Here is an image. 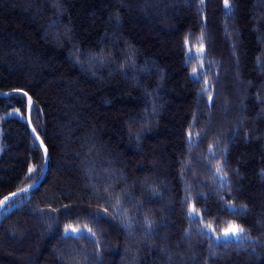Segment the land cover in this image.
<instances>
[{
    "label": "trees",
    "instance_id": "obj_1",
    "mask_svg": "<svg viewBox=\"0 0 264 264\" xmlns=\"http://www.w3.org/2000/svg\"><path fill=\"white\" fill-rule=\"evenodd\" d=\"M229 4L226 16L224 0H0V91L32 98L31 124L49 157L39 185L0 213V244L20 258L1 252L0 264H264V0ZM101 50L106 62L90 63ZM21 97L0 96V197L33 182L42 164ZM218 166L226 191L216 190ZM93 167L99 181L86 178ZM105 180L134 197L125 205L138 212L132 235L119 220L89 216L114 215ZM145 180L158 196L145 197ZM221 200L247 211L221 210ZM209 223L238 224L249 239L216 243L200 234ZM69 224L95 239L62 238Z\"/></svg>",
    "mask_w": 264,
    "mask_h": 264
},
{
    "label": "snow or ice",
    "instance_id": "obj_2",
    "mask_svg": "<svg viewBox=\"0 0 264 264\" xmlns=\"http://www.w3.org/2000/svg\"><path fill=\"white\" fill-rule=\"evenodd\" d=\"M200 2H201V4H203L204 0H200ZM224 6H225V10H226L225 15L226 16L231 15L232 8H231V5L229 4V0H224ZM262 19H264V18H262ZM225 31L227 34V29ZM187 43H188V41H185V44H187ZM132 51L133 50L129 49V52H132ZM102 53H103V50H101L100 55L89 54L90 63H105L106 58L103 56ZM75 54L76 55H83V53H81L79 49L75 50ZM197 54H201V55L205 54V49L203 46H201L199 49H197ZM194 58H195V56L191 51L186 53V63L190 62ZM257 66L264 68V56L258 58ZM202 68H203V65L201 64V69ZM210 68H211V65L209 66V70H210ZM200 74L201 73L198 72L197 68H193L192 73L190 74V79H192L194 82H199ZM218 79L219 78L217 77V80ZM208 88H209V82L207 80H205L204 81V87L198 93V96H200L202 98L204 93L208 90ZM23 96H28V94L26 92H24ZM23 96L21 97V100L23 99ZM208 99H209L208 107L211 108L213 106L214 97L210 94ZM258 100L260 102L264 103V96L258 97ZM28 107H29V112H31L32 110L35 109V105H34L31 97H28ZM197 119H198V116H194L193 126H195ZM33 132H36L35 128H33ZM235 134H236V132H235V130H233V136ZM140 135H141V133H136L137 140H139ZM199 135L205 136L206 132H201ZM35 139L39 140L40 139L39 135H37L35 137ZM217 139H220V138L217 137ZM186 142L189 144L193 143V137H192L191 132L188 133V140ZM40 146L44 148L45 160L49 159L48 149H47V147H44L43 141H41ZM211 147L212 146H210V148ZM224 151H225L224 149H220L221 154H223ZM212 157L215 158V153H212ZM181 163H183V161H181ZM209 163H210V161H209ZM223 164H227L226 159L223 161ZM44 167H45L44 164L40 165V167H39L40 174H43ZM34 171H36L35 168L29 167V169H28L29 174H32ZM89 171H91L92 174H91V176H88L86 174V178L97 179L99 181V177L97 176L95 168L93 167V169H90ZM222 172H224L223 166H218L216 168V172L214 173V178L218 182V186H216L217 191H226V189L231 188V185L228 181L227 174L225 173L224 175H220V173H222ZM262 174H264V173H262ZM99 176H107V177H109L110 180L123 179L122 176H117L114 172H111V171L100 172ZM30 178H31V175H30ZM37 179H38V177H37ZM103 183L109 184V181L105 180V181H103ZM144 183L146 186L145 189H143L145 197L152 196L154 198V197L159 195V193L155 187L148 186L147 180H145ZM134 184L136 186H139L140 181L136 180V181H134ZM34 187H35V182L29 188H23V189H20L19 192H14V193H11L9 196H5L3 200H0V213L6 212L9 208L14 207L16 197L20 196L21 194L29 192L31 190V188H34ZM103 190L112 193V196L107 197L105 202L108 204L109 207H112L114 215H112V216L106 215V213L108 212V209L105 208L103 211L89 212V216L92 217L94 220H97V221L98 220L109 221L112 219L119 220L121 222V226L128 229L129 230L128 234L132 235V229L134 228L135 224L140 223V221L137 218L138 212L134 213L132 215H129L130 209L126 208L125 205L131 204L134 197L132 195L128 194L126 191H123V192L117 194L115 187L111 186V184H109V186ZM201 196H203L202 193L197 194V200H199L201 198ZM113 197H115V205L114 206H113ZM187 199H188V197L185 196L184 200L186 201ZM219 203L221 205V210L226 209L229 213H234L237 215H243V213L245 211H247L246 208L236 209L235 206L231 205V204L224 205L222 200ZM132 207H133V209H143L144 204L138 203L136 205H133ZM73 211H75V208L73 206L66 205L64 214L71 216ZM203 214H205V215L207 214V208H205L203 210ZM188 216H189V219L191 222L197 223L199 221L201 213L198 212L195 209V207L193 206V207H190L189 212H188ZM214 219L219 220V215L215 216ZM143 223L147 226L148 229H152L154 227L153 222L150 219H148L147 217L145 218ZM213 231H219V227L214 226L213 224L209 223V224H206L202 227L200 234L201 235H208L211 237ZM244 233H245V229L243 227H241L240 225L229 224L227 227H225L223 229V232L221 233L220 236L215 237V242L220 243L221 241L227 242L230 240L243 242V241L249 239V238L245 237ZM87 234H91L88 236L89 239H93V240L95 239V236L92 233L91 228H88L85 231L84 229H81L79 227H73L71 224H69V225L65 226L64 232L62 234V238L80 239V238H83ZM59 258L63 262L64 257L62 254ZM97 258L99 259V254H97Z\"/></svg>",
    "mask_w": 264,
    "mask_h": 264
},
{
    "label": "water",
    "instance_id": "obj_3",
    "mask_svg": "<svg viewBox=\"0 0 264 264\" xmlns=\"http://www.w3.org/2000/svg\"><path fill=\"white\" fill-rule=\"evenodd\" d=\"M14 93L23 96L24 91H22L20 89H15V90H10V91H0V96L4 97V96H8V95L14 94ZM23 97H24V100H25V107H24L25 124H26V127L28 129V132H29L30 136L33 138L34 142L36 143V145L38 146V148H39V150L41 152L42 164L45 165L44 172H43V174H40V172H39V174L37 176L38 179L36 178L33 182H31L29 184H26V185L14 190V191H11V192H8V193L4 194L2 197H0V200H3L5 196H9L11 193L19 192L20 189L29 188L34 182H35V187L34 188H36L39 185V183L41 182V180L43 179V177L45 176L46 171H47V167H48V159L45 160L44 148L40 146L42 140H41V138L39 140L35 139V137L38 134L36 132H33V127H32L31 122H30V112H29V107H28V97L29 96H23ZM44 147H45V145H44ZM34 188H31V190L34 189ZM21 195H23V194H21Z\"/></svg>",
    "mask_w": 264,
    "mask_h": 264
},
{
    "label": "rangeland",
    "instance_id": "obj_4",
    "mask_svg": "<svg viewBox=\"0 0 264 264\" xmlns=\"http://www.w3.org/2000/svg\"><path fill=\"white\" fill-rule=\"evenodd\" d=\"M227 226H228V225H227ZM227 226H226V227H227ZM223 229H224V228H223ZM223 229H221V230H220L219 232H217V233L212 232L213 237L215 238V237L220 236L221 233L223 232ZM1 252L4 253V254H6V256L12 257V258L15 260L16 263L18 262V259L20 260V258H19V256L17 255V253L13 252V250L10 248V246L5 245L4 243H1V244H0V253H1Z\"/></svg>",
    "mask_w": 264,
    "mask_h": 264
},
{
    "label": "bare ground",
    "instance_id": "obj_5",
    "mask_svg": "<svg viewBox=\"0 0 264 264\" xmlns=\"http://www.w3.org/2000/svg\"><path fill=\"white\" fill-rule=\"evenodd\" d=\"M31 113V112H30ZM30 122H31V120H30ZM32 125V124H31ZM33 127V126H32ZM37 133V132H36Z\"/></svg>",
    "mask_w": 264,
    "mask_h": 264
}]
</instances>
